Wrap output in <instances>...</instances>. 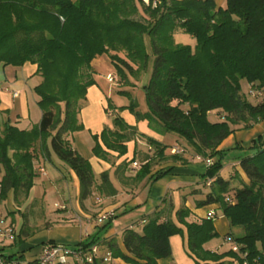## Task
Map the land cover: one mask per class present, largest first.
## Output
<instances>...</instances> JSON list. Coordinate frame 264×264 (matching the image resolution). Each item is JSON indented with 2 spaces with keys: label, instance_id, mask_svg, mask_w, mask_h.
<instances>
[{
  "label": "trees",
  "instance_id": "1",
  "mask_svg": "<svg viewBox=\"0 0 264 264\" xmlns=\"http://www.w3.org/2000/svg\"><path fill=\"white\" fill-rule=\"evenodd\" d=\"M152 1L145 5L142 0H0V65L19 67L30 62L36 64L41 78L34 86L41 109L38 125L20 129L5 123L0 131L1 199L10 191L16 204L20 197H28L36 175L33 160L37 148L47 157L55 154L75 172L82 206L95 190L116 194L110 173L102 171L96 177L90 161L66 136L83 128L78 113L88 88L95 83L94 58L110 53L121 72L123 66L133 72V64L145 67L152 56L151 75L144 86L149 111L137 110L134 102L119 107L113 127L93 135V154L103 160L111 152L124 156L128 142L142 136L154 156L140 153L134 172L131 164L136 160L125 158L116 167V177L137 186L146 177L155 181L168 174L172 167L147 176L155 157L162 162L182 161V152L169 149L166 155V144L139 133L120 112L127 109L136 121L148 120L150 128L155 118L164 132L177 134L189 152L213 158L202 175L209 190L194 204L197 208L218 204L230 226L242 231L224 236L239 249L218 252L206 248L205 244L218 236L213 222L217 214L199 217L185 205L174 211L170 197L164 196L140 224L136 221L122 230L125 250L115 236L101 235L118 216L114 212L98 222L95 234L76 245H66L85 252L97 246L105 254L97 251L91 253L90 261L73 264H106L107 253L128 264H158L159 259L171 255L170 237L174 235L184 238L193 264H243L244 260L264 264V136L254 139L249 152L237 158L248 181L236 173L237 184L231 181L233 177H223L220 170L226 152L216 150L235 130L264 120V0H226L224 7L214 0H157L155 6ZM177 30L192 34L195 45L175 43ZM242 80L248 82L258 101L247 98ZM211 112L219 120H210ZM194 192L202 194V189ZM25 225L26 221L11 244L22 241ZM2 251L1 247L0 259L18 260L16 252Z\"/></svg>",
  "mask_w": 264,
  "mask_h": 264
},
{
  "label": "crops",
  "instance_id": "2",
  "mask_svg": "<svg viewBox=\"0 0 264 264\" xmlns=\"http://www.w3.org/2000/svg\"><path fill=\"white\" fill-rule=\"evenodd\" d=\"M214 2L218 7H224L226 5V0H214ZM91 65L93 71L92 73L94 75L95 69L93 67V61ZM36 69V64L30 62H26L19 67L10 65H0V84L7 86L14 91H17L18 93L16 97H13L8 91H0V129L4 127L5 123H9L12 125L16 124L15 126L20 129H29L31 127L28 123L26 125L22 124V121L23 119L28 118L30 116L28 92H32V88L28 84V79L35 78V85L38 84L41 80L40 76L36 73ZM93 92L95 94V97L97 98H99V96H102V91L100 90L98 83H96V80L95 83L88 88L86 100L91 98V94ZM12 114L15 116H13ZM11 116H13L14 119H11ZM78 121L82 123V125L84 124L81 120L79 113ZM126 121L129 124L135 125L139 133L148 137H152L153 139L161 142L162 144H166L163 142L161 137H159L157 133L149 127L146 120L136 121L135 117H133L131 121ZM98 129H100V127ZM101 131L102 128L101 130L96 131L92 134H98ZM72 135V133H68L66 136L69 142L71 141L70 137ZM260 135L264 136V120L256 123L251 128L235 130L220 143L216 150L225 151L226 153L235 150V152H237L236 156L239 157L241 153L249 152V148L251 147L254 139H256ZM136 138L143 137L137 135L135 139ZM135 139L128 142V152L130 149L132 151H135V149L133 150V142L135 141ZM175 140V145L166 144L168 148L165 150V154H170V152H168L170 148L178 147L183 150V160L174 161L169 159L163 161L160 165L154 166L155 168L152 167L151 172L147 176L150 177L160 169L172 167V170L168 174L159 177L155 181L146 177L139 181L137 186H133V183L128 184L129 181H127L125 178L119 180L115 175V179L112 182L117 187L116 194L105 195L98 191L100 193V198H98V201L95 202L96 204H87L85 202L87 200L86 199L84 201V206H82L79 202V180L75 172L71 169H67V165L57 166V164H54L55 169H53L49 174L47 172L46 162L53 163V153H51L50 156L47 157L41 150L37 148L34 152L35 157L33 160L35 172L40 173L45 171L46 175H49L46 180H42L43 183L47 182L50 185L57 182L59 183L63 180L67 188L68 186L75 188V193L73 195L75 204L74 206H71L70 210L68 211V216H66L65 218L56 219L44 223H33V221L31 222L30 219L33 213L32 207L34 204L30 203L31 206L30 204H28L27 209L22 210L23 208H26V204H24L25 202L23 203L22 208L18 207L19 204H21V202H23V200L25 199H22L20 197L19 203L15 204L13 199V192H8L6 199L3 200H7L5 202L7 212L12 215L11 217H13L14 213L19 212L20 216H22L21 218L24 219V221L21 222V226L26 221V231L22 241L16 243V245L8 244L7 242H5L3 245L0 244V248H3L2 252L6 253V247H11L15 245L13 249L11 248L12 250L9 254L16 252L15 258L18 259V264H32L35 260H37L38 256L40 255L44 244L48 242L71 246L76 245L80 241L87 239L89 236H91L90 233H92L95 229H98V215L101 212L107 211H114L115 214H117L118 216L112 219L111 225L101 233L102 238L115 236L118 240L121 249L125 250L121 240L122 230L133 222L139 221L140 224L141 219L145 215L151 213L159 204L158 203L156 205L147 198L145 200H141V193L146 188H148V197L149 193H152V195L159 197V199L164 196H169L173 203L174 211L177 210L180 206L185 205L191 210L193 214L199 217H204L211 211L215 212L217 214V217L213 220L215 229L218 232V235L222 234L224 238L226 234L233 231L231 230L232 227L230 226L228 219L223 214H218L219 211H221L219 205L210 204L203 206L204 210L200 212L201 208H195L194 204L195 201L198 199L196 197L200 195L195 193L194 189L199 190V184H203L205 187H209V183L204 182L202 175L205 173L208 167L207 160H210L212 162L213 158H205L200 155H194L187 150L186 143L182 139L176 137ZM73 148L76 149L75 147ZM149 148L152 149L151 146H149ZM128 152L127 154L121 157L117 156L115 152H111L110 156L106 160L94 156L93 159L89 161L96 177H98V175L102 171H110L112 167H115L116 170L117 165H119L125 158H131V154ZM109 158L112 160H110ZM114 158H118L116 162H113ZM135 163L137 165L139 163V160H136ZM238 163L239 160L236 159L235 162H231L229 165L235 167V171H239L241 177L246 181L245 174L240 169ZM131 168L132 172L138 169V167H133L132 164ZM223 168L224 167H222V169L220 170V174ZM233 175L234 172L230 171V176L228 178L234 177ZM165 178L167 180L163 184L159 183ZM233 180L234 178H231L232 182ZM126 181L128 183H126ZM33 200L35 202L37 198ZM68 200H70V198L63 199V205L65 206V210H67ZM37 207L35 209H37ZM141 214L143 216H141V218H138ZM134 217H137V219H134ZM170 245L171 255L166 258L159 259L158 264H193L192 259L188 256L186 252V246L184 238L182 236L174 235L170 237ZM205 247L213 251L220 252L218 250V246L209 245ZM98 251L101 254H105V250H103V248H98ZM106 264L128 263L124 262L121 258H111L110 260L106 261Z\"/></svg>",
  "mask_w": 264,
  "mask_h": 264
},
{
  "label": "rangeland",
  "instance_id": "3",
  "mask_svg": "<svg viewBox=\"0 0 264 264\" xmlns=\"http://www.w3.org/2000/svg\"><path fill=\"white\" fill-rule=\"evenodd\" d=\"M173 39L175 43L178 44H184V45H190L194 46L196 43V38L187 32H183L181 30H177L173 34ZM146 41L148 42V38H146ZM147 49L150 51L149 44H147ZM123 58V54L121 55ZM152 62L153 57L150 56L148 58L146 66H138L137 64L134 65V71L130 72L126 67H122L123 72H121V69H119L115 63L110 58V53H103L99 55L97 58H94L93 60V67L95 69L94 78L96 80V83H98L100 90L102 91V96H99V98L95 97L94 92L91 94V98L84 101L81 107V110L79 112L80 117L83 124V128L76 130L74 132H71L73 135L70 137L71 146L75 147L78 152L87 158L88 160H92L95 156L92 151V146L94 144L93 140V134L96 131L101 130V128L113 127V118L115 117L116 113L119 110V107L121 106H127L130 103L134 102L137 104V110L141 112H147L149 111L146 94H145V88L144 86L148 83L151 70H152ZM109 76L114 77V82L111 83L108 80ZM41 81V80H40ZM35 78L28 79V84L32 88V92L30 90L29 93V113L30 116L28 118L23 119L22 124L26 125L27 123L30 124V128L33 126H37L41 119V109L37 104V95L34 92V85H35ZM241 88L242 91L246 94L247 98L252 101H258L257 98L252 96L249 89V84L246 80L241 81ZM30 89V88H29ZM91 99V100H90ZM83 108V109H82ZM122 116L128 121H131L134 117L133 114H131L127 109L120 112ZM13 115V114H12ZM15 116V115H13ZM11 116V119H14V117ZM209 119L212 121L219 120V117L214 112H211L208 115ZM152 125L151 129H153L159 137L163 140L166 144H176V137L177 134L173 132H164L162 130L161 123L154 119H151ZM148 123V120H146ZM89 124V125H88ZM100 124V125H99ZM16 125V124H15ZM100 127V129H98ZM29 128V129H30ZM90 128V129H89ZM3 130V127L0 129V131ZM136 137V136H135ZM49 144V141H48ZM135 151L129 150L128 153L131 154V157H134L135 160H139L138 156L140 152H149L150 155L154 156V150L149 148V144L146 140V138H136L133 142ZM171 149V148H170ZM234 151V152H233ZM230 151L225 154L223 159V170L221 171V175L223 177L228 178L230 176V171L240 175L239 171H235V167H232L229 165L231 162H235V160L238 158L236 156L235 150ZM168 152H170L168 150ZM183 153V150H182ZM246 154L245 152L241 153V155ZM181 155V154H180ZM114 157V156H112ZM110 157V158H112ZM120 157V156H119ZM109 158V159H110ZM53 163L52 162H46V168L47 172L50 174V172L55 169L54 164H57V166L65 165L66 164L61 161L55 154H53ZM118 158H114L113 162H116ZM156 162L153 163V166L160 165L162 163V159H158V157H155ZM154 159V160H155ZM112 160V159H110ZM133 167H138L137 165L132 164ZM67 167V166H66ZM155 168V167H154ZM235 168V169H234ZM67 169H69L67 167ZM110 177L112 181L115 179V167H112L110 171ZM49 175H46V172H40L36 173L33 185L29 190V196L19 204L18 208H22L23 203L26 204V208H23L22 210H26L28 204H34L32 207V216H31V222L33 223H44L53 221L56 219L65 218L68 216V211L70 210L71 206H74V193L75 188H72L71 186H66L65 182L62 180L59 183H53L48 184L43 183L42 180H46ZM234 180L233 184L239 183L237 175H233ZM246 177V176H245ZM242 178V177H241ZM167 179L161 180L159 183H164ZM246 181L248 179L246 178ZM200 188L202 189V194L197 196L196 198H202L203 194L206 193L209 188L205 187L203 184H199ZM37 198V200H34ZM68 199L67 202V210L64 209V201L63 199ZM98 198H100V193L95 190L93 194L85 201L87 204H92L98 201ZM141 200H145L146 198L152 201L154 204L159 203V197L152 195V193H149L148 197V188L144 189L140 196ZM1 201L0 210L3 214L6 223L12 224L15 230V233L20 232L21 222L24 221L22 216H20L19 212H16L12 215H10L7 212L6 209V202ZM27 201V202H26ZM15 203V202H14ZM16 204V203H15ZM30 204V206H31ZM38 204V207H37ZM96 204V203H95ZM37 207V209H35ZM196 208V207H195ZM201 208L200 212L203 211L204 207H198ZM120 213V212H118ZM219 215H222V212L219 211ZM143 216L142 214L139 215L138 218H141ZM222 217V216H219ZM14 218V219H13ZM134 219H137V217H134ZM14 220V221H13ZM35 225V224H34ZM98 229H95L91 235L95 234ZM235 235H239L242 233L240 228H232L231 229ZM20 239V238H19ZM18 239V240H19ZM1 240V238H0ZM18 242V241H17ZM8 244H11V242H7ZM205 246H218V250L220 252L226 251L229 249L230 244L226 242L222 236V234H219L217 237L211 239L209 242H207ZM15 244L16 243H12ZM13 246H9L5 248L6 254H9L10 251L13 249ZM12 248V249H11ZM92 250V249H91ZM75 259L73 257L68 258V264H73ZM79 263H83V260L80 258Z\"/></svg>",
  "mask_w": 264,
  "mask_h": 264
},
{
  "label": "built area",
  "instance_id": "4",
  "mask_svg": "<svg viewBox=\"0 0 264 264\" xmlns=\"http://www.w3.org/2000/svg\"><path fill=\"white\" fill-rule=\"evenodd\" d=\"M142 1L145 5L150 4V0H142ZM156 3L157 0L152 1V5L155 6ZM108 80L109 82L113 83L114 77L109 76ZM2 90L8 91L9 93H11L13 97H16L18 95L17 91H14L9 87L0 84V91ZM171 152L181 153L182 149L178 147H172ZM210 163L211 161L207 160V165H209ZM134 165H136V163H134ZM1 201L2 199L0 195V206H1ZM214 214L215 213L211 211L208 214V216L214 218ZM112 216H114V211L101 212L97 217V221L102 222ZM0 238H1L0 244L2 245L5 242L13 241L15 238V230L13 225L6 223V220L3 214L1 213V210H0ZM224 240L230 244L229 249L233 251H237L239 249L238 245L235 242H233L229 236L225 237ZM97 251H98L97 246H93L91 252H85L80 248L72 249L71 247L59 243H46L44 244L42 251L37 258L36 264H68L69 257H73L75 261H79L80 258L87 259L90 261L91 253H96ZM110 259H111V255L110 253H107L105 257V261H108ZM0 264H18V262L16 260L6 261L4 259H0ZM243 264H247V261L244 260Z\"/></svg>",
  "mask_w": 264,
  "mask_h": 264
}]
</instances>
